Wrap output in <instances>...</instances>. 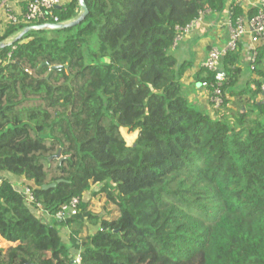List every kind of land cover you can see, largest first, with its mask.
I'll list each match as a JSON object with an SVG mask.
<instances>
[{
	"label": "trees",
	"instance_id": "trees-1",
	"mask_svg": "<svg viewBox=\"0 0 264 264\" xmlns=\"http://www.w3.org/2000/svg\"><path fill=\"white\" fill-rule=\"evenodd\" d=\"M226 2L85 0L78 24L0 49V237L14 243L0 264H73L77 253L81 264H264V45L253 88L234 86L226 54L215 116L183 95L191 62L171 53L182 29ZM78 9L64 0L54 11L66 22ZM25 26L7 25L0 41ZM20 177L34 203L12 185ZM97 193L113 209L93 213ZM84 195L64 223L53 217Z\"/></svg>",
	"mask_w": 264,
	"mask_h": 264
},
{
	"label": "built area",
	"instance_id": "built-area-1",
	"mask_svg": "<svg viewBox=\"0 0 264 264\" xmlns=\"http://www.w3.org/2000/svg\"><path fill=\"white\" fill-rule=\"evenodd\" d=\"M23 3L20 11H15L11 0H0V10L2 15L0 16V34H2L10 24H36V23H58L59 18L55 14V8L61 6L64 0H20ZM254 9L256 10L252 16H238L234 22L231 21L229 16V41L225 47H211L207 51L206 58L201 67L213 74V82L208 83L202 81L201 86L212 88L211 94L207 95L209 102L212 103L214 109L219 107L222 103V84L226 77L222 71L221 65L226 54L233 52L237 49L239 40L250 28V41L253 48L250 53V68L253 69L257 58V44L264 40V0H257ZM190 24L182 29L185 33L188 31ZM182 35H178L176 40H180ZM261 94L264 96V84L261 85ZM1 183V177H0ZM14 188L20 192L25 201L34 203L35 199L31 193V182L24 177L12 182ZM87 197H72L67 203L61 205L57 211L53 214V217L64 223L68 218L75 215L78 211V206L81 201L86 200ZM36 207L39 209V215L51 216L46 211L42 210L39 203H36ZM12 242L5 241L0 237V248L8 246ZM73 264H81L80 254L77 253L72 260Z\"/></svg>",
	"mask_w": 264,
	"mask_h": 264
},
{
	"label": "crops",
	"instance_id": "crops-1",
	"mask_svg": "<svg viewBox=\"0 0 264 264\" xmlns=\"http://www.w3.org/2000/svg\"><path fill=\"white\" fill-rule=\"evenodd\" d=\"M256 1L257 0H227L222 12L212 13L210 11H205L201 13L199 17L190 24L188 31L182 35L176 46L171 49V53L175 56L178 63L183 61L191 62L190 68L185 72L181 80L183 83V95L194 107L207 112L211 116H215L216 111L207 98L206 89L201 86L198 80L199 75L197 72L201 68L206 58L207 51L211 47L223 48L229 41L230 4L234 3L240 6L242 9L241 15L249 17V11L251 9L254 10ZM11 4L15 11H20L23 6L20 0H11ZM1 15L2 11L0 10V16ZM262 45H264V40H261L257 44L258 48ZM252 48L250 28L248 27V31L239 40L237 49L234 52L236 54L235 66L237 69L234 72L236 78L233 81L236 88H243L251 79H258V76L250 69V53ZM259 50H262V48ZM262 53L264 54V49ZM261 65L264 67V58ZM206 73V71H202L200 76H204ZM249 85L253 88V81H251ZM226 97H230L229 93H226ZM258 100H264V96L261 93L258 95ZM13 181H15V179H13ZM42 215L43 214H41L40 217L41 219L43 218L45 222H50L53 218H51V216L47 217V215ZM9 245H14V243Z\"/></svg>",
	"mask_w": 264,
	"mask_h": 264
},
{
	"label": "water",
	"instance_id": "water-1",
	"mask_svg": "<svg viewBox=\"0 0 264 264\" xmlns=\"http://www.w3.org/2000/svg\"><path fill=\"white\" fill-rule=\"evenodd\" d=\"M77 2L79 5V8L81 9V14L77 18H75L73 20L66 21V22L38 23V24L27 25L11 41H5V40L0 41V49L7 46V45H11L14 41L19 40L26 32L31 31V30H36V31L63 30L65 28H68V27H71V26L78 24L86 16L88 9H87L85 0H77ZM57 156H58V154H57ZM54 185H55V183L46 184V185H43L42 188L47 189V188L52 187Z\"/></svg>",
	"mask_w": 264,
	"mask_h": 264
},
{
	"label": "rangeland",
	"instance_id": "rangeland-1",
	"mask_svg": "<svg viewBox=\"0 0 264 264\" xmlns=\"http://www.w3.org/2000/svg\"><path fill=\"white\" fill-rule=\"evenodd\" d=\"M66 1H68V0H66ZM80 13H81V10L78 11V14H80ZM45 35L49 36V34H45ZM10 40H11V37L7 39V41H10ZM123 133H124L126 139L128 140V142L133 141V139L135 138V134L134 133L133 134H129V133L125 132V131ZM59 158L61 159L62 157H59ZM99 187H100V185L97 184V185L94 186V189H98ZM106 200L107 199H106L104 194H103V196H102V194L95 195L94 198L91 200V204H90V209L92 210V212L95 213V214L101 215L104 212V208L105 209H110V210L113 209L114 206L112 204L106 202ZM52 221H54V220H51L50 222H52Z\"/></svg>",
	"mask_w": 264,
	"mask_h": 264
}]
</instances>
